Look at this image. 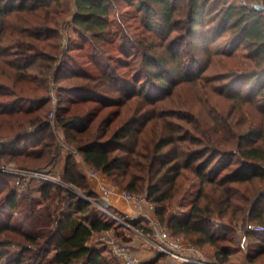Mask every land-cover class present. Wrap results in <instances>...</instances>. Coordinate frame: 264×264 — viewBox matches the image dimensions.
<instances>
[{
  "label": "trees",
  "instance_id": "16d2710c",
  "mask_svg": "<svg viewBox=\"0 0 264 264\" xmlns=\"http://www.w3.org/2000/svg\"><path fill=\"white\" fill-rule=\"evenodd\" d=\"M118 1L134 5L145 30L161 42V53L157 52L155 45L148 46L145 41L137 43V48L143 49V64L148 70L145 84L156 86L159 92H166V96L171 95L177 84L197 83L205 73V68L199 66L197 59H193L189 70H186L180 61L183 42L188 41L195 47L201 45L204 53H209V43L228 36L222 46V99L232 104L227 112L222 111V147L206 134L196 141L192 129L184 130L181 136L178 134L180 126L166 120L161 122L165 129L158 125L155 137L149 136L142 141L138 140L137 134L146 120H134L132 125L125 123L106 141L102 140L116 120L103 121L99 131L85 139L97 114L92 113L86 118H66L69 110L64 105L63 90L59 92L56 121L73 135L74 140L79 139V152L88 164L110 178L114 173L123 171L127 180L124 189L136 195L146 194L148 201L156 207L161 225L168 228L173 237L185 238L195 249L208 245L213 247L217 264H225L233 251L220 247L219 242L229 240L231 244H236L237 240L226 234H215L214 218L229 219L234 224L233 231L245 222L246 215L248 220L264 225V192L261 190L264 188V9L255 8V5L264 7V0L234 2L222 9L220 3L224 0H75L76 14L72 19V28L78 39L85 45L89 44L92 52L88 59L95 64L98 74L82 70L77 58H72L73 65H69L66 62L69 53L65 61L57 66L64 45L59 25L69 13L68 6L61 4V0H0V119L16 120L9 128L12 132L16 128L20 130L11 144L0 143V164L5 156L37 157L48 161L57 149L54 144L48 143L45 147L50 150L36 152V147L43 142V134L48 131L53 134V126L47 121L48 107L52 103L49 94L53 79L60 83L68 77H62L63 73H72V76L87 82L75 91L71 90L76 99L68 96L71 102H94L98 109L118 106L124 100L137 97L153 104V99L149 96L143 98L144 91L140 92L138 84L143 74L138 80V76L135 77L132 85L130 81L125 83L126 78L112 73L108 64L103 70L99 69L105 59V47L113 45V36L117 33L114 28H120L111 19ZM182 2L186 5L185 13ZM184 14V36L171 37L180 31V15ZM12 15L17 20L12 24L10 21L11 28L7 34L3 30L4 21ZM60 16L63 18L59 19ZM3 36H8L6 43H2ZM78 50L82 51L83 47ZM31 70L33 72L30 73ZM106 84L109 86L108 94L121 91L118 85L122 84L127 89L120 96L124 99L99 92L100 87ZM247 103L254 107L256 117L251 118L243 111ZM138 124H141L140 128H135ZM26 128H34V131L23 136L22 129ZM2 130L0 127V132ZM216 132L220 131L216 129ZM139 142L141 147L138 149ZM196 145L200 148L194 150ZM117 150L134 153L143 163L136 167L114 157ZM183 171L192 173L200 181L199 194L185 215L167 219L169 209L181 197L182 191L185 192L180 183ZM2 175L6 176L0 174V177ZM63 178L78 189H82L80 183L85 179L75 169L72 158L67 159ZM39 188L47 198L54 189L61 187L40 183ZM19 192L26 191L21 189ZM19 192L11 189L5 196L2 205L8 211L14 212L20 207ZM88 193L97 198L92 191ZM69 198V209L62 212L56 221V230L49 224L43 225L39 232L20 230L0 220L4 224L0 227V264H23L24 254L31 252L23 250L17 258L8 260L9 252L5 249L13 234L38 248L41 253L53 248L55 264H103L101 250L90 245L95 234L120 229L119 236L125 242L130 241L122 227L92 203L81 197ZM134 225L145 233L150 232L140 221ZM246 237L249 243L255 242L260 248L255 255L248 254L249 263L255 264L264 255V234L248 230ZM162 257L161 254L156 255L142 264H158Z\"/></svg>",
  "mask_w": 264,
  "mask_h": 264
},
{
  "label": "rangeland",
  "instance_id": "374dc122",
  "mask_svg": "<svg viewBox=\"0 0 264 264\" xmlns=\"http://www.w3.org/2000/svg\"><path fill=\"white\" fill-rule=\"evenodd\" d=\"M234 2H241V0H224V2H221L222 4L224 3L223 5L220 3V8H226ZM61 4L68 6L67 8H69V13L59 25V31L62 35L64 45L57 66L65 61V57L69 53L70 55H68V59L66 60V62H69V65H73L71 61L72 58H77L79 64H81L82 70H85L91 74H96L97 68L95 64L90 63L88 59L89 53L91 54L92 52L89 44L86 43L85 45L82 40L78 39V35L74 33L72 28V19L76 14L75 0H61ZM181 6L183 7V12L185 13V3L182 2ZM114 7V13L111 15V19H114L115 22L120 25V28H114V31L117 33L115 36H113V45L110 47H105V59L100 65L102 67H99V69L103 70L108 64L112 73L116 72V76L126 78L125 83L130 81V84L132 85L133 83L131 82L135 79V77L138 76V80L141 77V74H143L144 77H142L138 86L141 89L140 92L144 91L143 98L149 96L151 99H153V104H148L145 100L136 97L127 101L124 100L123 103L118 106H110L107 108L99 107L97 109L94 102H71V99L68 97L70 96V98H74L72 100H76L74 97V92H71V90L75 91L78 89L77 87L79 85H85L87 83L86 81L77 79L76 77L72 76V73L68 75L67 73H63L61 75L62 77H68L60 81V83H56L53 79L49 94L52 103H50L48 107L49 114L47 120L49 123L50 120H54L55 122L54 126L52 125L53 134H51L49 131L43 134L41 137L43 142L42 144H39L38 147H36V152H40L41 150H50V148L45 147L48 143L54 144L57 149H54L53 154L48 161H46L45 158L41 160L37 157L33 159H26L18 156H5L1 161L0 174L6 175H2L0 177V220L4 221V223L15 225L20 230H35V232L42 230L43 225L49 224L50 228L56 230V221L60 218L62 212H67L69 209V196L81 197L91 204L89 199L95 198L88 195V191L90 192L92 189L96 192L99 191L100 185L97 182L100 180L101 185L108 186L114 192L113 198L116 206L123 212H126L129 209L128 205H126V203L121 199V194L123 192H127L123 187L127 181L126 177L123 175V171L114 173V176L110 178L95 168L98 171L99 178L92 182L87 177L86 168L93 166L88 164L79 152V139L76 138L77 140H74L75 138L73 135L68 134L60 125H58L56 121V110L59 106V92L61 90L64 91V105L69 110L66 118L73 116H82L86 118L92 113L95 115L97 114L94 123H92L91 130L85 139L90 137L92 134H96L99 131V126L103 121L116 120L110 126L107 136L104 138V140H102L106 141L110 138L114 131H116L122 125H125V123L132 125L134 120H146L144 121V126L137 134L138 140L142 141L144 138L149 136L152 138L155 137V132L159 131V126L161 129H165L162 125L163 123L161 122L166 120L171 122L173 121V123H176L180 126L181 130H178V134L181 136L183 135L184 130L187 129L189 131L192 129L194 135L193 138L196 141L201 140L202 137L200 136L206 134L214 138L215 141H218L219 146L222 147V111L227 112L228 107L232 104L231 101L228 102L222 99V46L227 40L228 36L220 37L219 39H216V41L209 43V46L207 47L209 53H204L201 45L195 47V45H191L188 41L183 42L180 61H182L186 66V70H189L190 63L193 61V59H197L200 61L199 66L205 68V73H203L201 80L197 83L186 82L177 84V86L172 90L171 95L166 96L167 93L164 91L159 92L156 86L152 84H145V73L148 70L143 64V49L141 50L137 48V43L145 41L148 43L146 44L148 46L155 45L154 48L158 53H161L162 50L159 45L161 42L158 41L153 34L145 30L142 24L141 15L137 13L134 5L128 6L126 3L118 1ZM180 16V20L182 22L180 31L173 33L171 37L184 36L185 34V14L184 16ZM60 18L62 19L63 17L60 16L59 19ZM16 20L17 19L14 17V15L5 19V27L3 30L7 31V34L9 33V27L11 28V25L9 26L10 21L12 24V21L15 22ZM6 38H8V36H3L2 43L5 42ZM81 47H83V50H78V48ZM71 49L72 51H70ZM120 51H123L125 54H121ZM172 64L175 66L174 63ZM31 72H33V70H31L30 73ZM100 88L101 89H99V92L114 98H121L120 96L123 95L124 90L127 91V89H125L122 84L118 85V90L121 91H115L114 93L110 94L106 93L109 88L107 84L104 87L101 86ZM244 94H246V90L244 91ZM123 99L124 98H121L120 100ZM243 111H245L251 118L257 116L254 107L248 103L244 105ZM52 112H54L53 117L51 115ZM13 121L16 122V120H8L7 118L0 119V127L3 129L0 132V143L11 144L17 139L16 135L20 132V130L16 128L14 132H12L9 128ZM156 124L157 126H154ZM140 126L141 124H138L135 128H140ZM154 127L156 128L155 131ZM216 129L220 131L218 134ZM33 131L34 128H26L24 131L22 129V134L23 136L30 135ZM140 147L141 142L137 144V148L139 149ZM193 148L194 150L199 149L200 145H196ZM113 156L119 157L124 161L135 165L136 167H139L141 165L140 163H143L141 158H138V156L130 152L127 153L125 151L122 152L117 150ZM68 158L73 159L75 163V169L84 175L85 179H82L80 183L82 189L74 187L63 178ZM33 170H49L53 176H56L65 182L62 183L64 186L54 184L55 186L61 188L54 189L51 194L45 198L40 191L39 182H25L28 184L24 185V182L21 181V185H17V178L15 177V174L18 171ZM183 174L184 175L180 179V183L183 186L185 192L182 191V194L179 195L181 197H179L178 200L174 202L173 207L169 209L168 216L166 217L167 219L170 216L185 215L189 211L191 203L199 194L200 181L197 179V177L186 171H183ZM68 186H70L71 189ZM11 189L16 190L17 192L21 191V189H25L26 191L19 192L20 198H18L21 201V205L15 209L14 212L8 211L6 207H3L2 205L5 196L9 193V191H11ZM261 190L264 192V188ZM93 193L95 194V192ZM122 208H124V210ZM28 215L31 216V218H26ZM214 220L216 227L213 229V232H215V234H226L229 236V238H235L237 240L236 244H231L229 240H221L219 242L220 247H228L231 249V251H233L225 264H250L248 261V254L252 253V255H255V252L260 248L255 242L249 243V240L246 237L248 231L247 228L258 223L248 220V215H246L245 222H242L239 227L233 231L234 224H232L229 219H222L221 217L217 216L214 218ZM3 225L4 224L0 222V227ZM119 230L120 229H117V231L112 230L109 232L95 234L90 242L92 247L101 250L104 259L103 264H120L119 259L105 243L106 240L112 236H116V238L123 240L118 234ZM5 235L9 234L5 233ZM11 237L12 241L5 249L6 252H9L8 256H10L9 258L6 257V260L7 258L8 260H11V258H17L19 254L21 255L23 250H29L31 252H27L23 256V264H55V252L53 248L47 249L41 253L39 252L40 250L38 251V248L31 246L27 242H24L23 239L18 237L16 234L11 235ZM177 239H179L183 245L193 248V252H195L196 255L207 259L213 264H217L218 261L214 255L215 249L213 247L208 245L202 249H195L185 238ZM140 242L141 245L143 244L142 246H146V248L152 250L147 244L143 243L142 241ZM138 248L139 247L135 245L134 252L136 255L140 256L138 253ZM3 262H5V260ZM255 264H264V255H261L257 261H255Z\"/></svg>",
  "mask_w": 264,
  "mask_h": 264
},
{
  "label": "built area",
  "instance_id": "2783aa9c",
  "mask_svg": "<svg viewBox=\"0 0 264 264\" xmlns=\"http://www.w3.org/2000/svg\"><path fill=\"white\" fill-rule=\"evenodd\" d=\"M241 2L247 3L248 0H241ZM51 115L53 117L54 112ZM50 123L54 126L55 122L54 120H50ZM86 175L92 182L99 178L98 171L93 167L86 168ZM15 177L17 178V185H21V181L24 182V185L31 181L53 183L61 186L63 185L62 183H65L60 178L53 176L49 170L18 171ZM100 182L101 180L97 182L100 185L99 191L96 192L92 189L97 198H90L89 201L116 221L130 240L129 242H124V240L112 236L105 242L119 259L120 264L143 263L142 258L134 252L135 240L147 244L152 249L154 257L159 254L163 256L158 264H213L207 259L196 255L193 252V248L183 245L179 239L171 235L168 228L161 225L156 213V207L148 201L146 194L135 195L131 192H123L121 199L129 208L128 211L123 212L114 202V192L108 186L101 185ZM68 187L70 188V186ZM139 221L144 227L149 229V233H145L134 225L135 222ZM247 230L264 234V225H252Z\"/></svg>",
  "mask_w": 264,
  "mask_h": 264
},
{
  "label": "crops",
  "instance_id": "0c3cea01",
  "mask_svg": "<svg viewBox=\"0 0 264 264\" xmlns=\"http://www.w3.org/2000/svg\"><path fill=\"white\" fill-rule=\"evenodd\" d=\"M124 210V208H122ZM135 245L138 246L140 257L142 258L143 262H148L154 259V254L151 250L146 248V246H142L139 240L134 241Z\"/></svg>",
  "mask_w": 264,
  "mask_h": 264
},
{
  "label": "water",
  "instance_id": "95a60500",
  "mask_svg": "<svg viewBox=\"0 0 264 264\" xmlns=\"http://www.w3.org/2000/svg\"><path fill=\"white\" fill-rule=\"evenodd\" d=\"M255 8L258 9V10L264 9V7L262 5H255Z\"/></svg>",
  "mask_w": 264,
  "mask_h": 264
}]
</instances>
